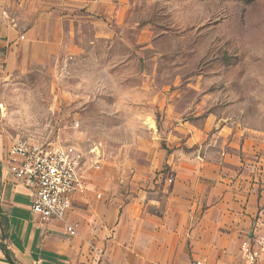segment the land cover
<instances>
[{"label": "rangeland", "instance_id": "374dc122", "mask_svg": "<svg viewBox=\"0 0 264 264\" xmlns=\"http://www.w3.org/2000/svg\"><path fill=\"white\" fill-rule=\"evenodd\" d=\"M2 1L22 28L55 11L45 0ZM59 10L61 48L35 63L23 50L0 80V131L11 143L78 147L81 173H106L123 207L166 178L164 195L193 212L188 222L239 178L258 204L264 0H88ZM238 245L224 264L239 263Z\"/></svg>", "mask_w": 264, "mask_h": 264}, {"label": "crops", "instance_id": "0c3cea01", "mask_svg": "<svg viewBox=\"0 0 264 264\" xmlns=\"http://www.w3.org/2000/svg\"><path fill=\"white\" fill-rule=\"evenodd\" d=\"M45 1L54 3L55 11L41 14L32 26L22 28L0 0V80L17 67L23 50L35 63L50 45L60 49L59 22L65 17L60 7L88 0ZM11 144L0 131V264H133V260L188 264L192 259L224 264L227 251L235 252L237 244L253 234H264V197L257 204L250 183L240 178L219 202L188 222L193 212L175 211L171 198L164 195L172 178H166L162 187L148 183L146 190L138 188L123 207L124 197L117 185L108 186L106 173L89 172L66 216L41 222L31 211V190L16 183L8 171ZM133 179L145 176L136 172ZM236 187L242 191H234ZM67 227L75 234L70 235Z\"/></svg>", "mask_w": 264, "mask_h": 264}, {"label": "built area", "instance_id": "2783aa9c", "mask_svg": "<svg viewBox=\"0 0 264 264\" xmlns=\"http://www.w3.org/2000/svg\"><path fill=\"white\" fill-rule=\"evenodd\" d=\"M22 38V37H21ZM82 153L76 146L15 140L8 150V171L13 180L32 192L31 211L41 222L63 219L72 197L81 192L87 177L81 173ZM67 232L74 235L71 227ZM238 264H264V234L256 233L239 244ZM188 264H221L192 259Z\"/></svg>", "mask_w": 264, "mask_h": 264}, {"label": "trees", "instance_id": "16d2710c", "mask_svg": "<svg viewBox=\"0 0 264 264\" xmlns=\"http://www.w3.org/2000/svg\"><path fill=\"white\" fill-rule=\"evenodd\" d=\"M9 261H10V259H9ZM11 262V264H14L12 261H10Z\"/></svg>", "mask_w": 264, "mask_h": 264}]
</instances>
